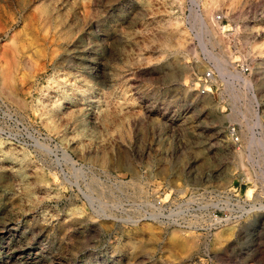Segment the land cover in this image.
I'll return each mask as SVG.
<instances>
[{
    "label": "rangeland",
    "instance_id": "1",
    "mask_svg": "<svg viewBox=\"0 0 264 264\" xmlns=\"http://www.w3.org/2000/svg\"><path fill=\"white\" fill-rule=\"evenodd\" d=\"M0 264H264V0H0Z\"/></svg>",
    "mask_w": 264,
    "mask_h": 264
},
{
    "label": "built area",
    "instance_id": "2",
    "mask_svg": "<svg viewBox=\"0 0 264 264\" xmlns=\"http://www.w3.org/2000/svg\"><path fill=\"white\" fill-rule=\"evenodd\" d=\"M216 20L217 21H222L223 17L221 14H217L216 15ZM239 70L240 73L242 74H247L250 71V66L247 63H242L239 65ZM215 77V73L214 70L209 69L206 72H204L203 74V79H204V83L205 84H209L211 82L212 79H214ZM203 83V84H204ZM211 88H209L210 90ZM207 89L206 85L201 86V88L199 89V92L201 94H204L206 92L209 91ZM230 136L234 141H238V135L236 132V129L233 127L230 129ZM237 204H235L236 209L235 208H230L229 206H225L222 209H215L210 215H209V224H208V228L209 229H214L218 226H221L223 223H227L229 220L231 219H236V218H241L244 214H246V208L245 206L241 203L242 199L241 198H237ZM241 203V204H240ZM150 204L152 205L153 209L155 211H157V213L161 216V218H166V216H164V209H165V202L163 201L162 198H157L154 199L153 202H150ZM162 222H168V220L165 219H161Z\"/></svg>",
    "mask_w": 264,
    "mask_h": 264
}]
</instances>
